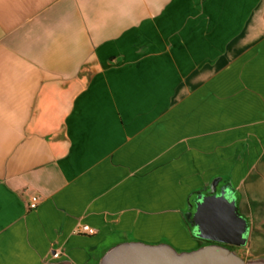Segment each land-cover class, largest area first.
Wrapping results in <instances>:
<instances>
[{
	"label": "crops",
	"instance_id": "1",
	"mask_svg": "<svg viewBox=\"0 0 264 264\" xmlns=\"http://www.w3.org/2000/svg\"><path fill=\"white\" fill-rule=\"evenodd\" d=\"M214 181L264 258V0H0V264L196 249Z\"/></svg>",
	"mask_w": 264,
	"mask_h": 264
},
{
	"label": "water",
	"instance_id": "2",
	"mask_svg": "<svg viewBox=\"0 0 264 264\" xmlns=\"http://www.w3.org/2000/svg\"><path fill=\"white\" fill-rule=\"evenodd\" d=\"M214 181L213 192L198 193L190 227L201 241L210 242L193 250H179L169 242L129 241L108 249L98 264H264V258H244L237 250L248 243L249 224L241 216L227 186ZM206 192V190H205Z\"/></svg>",
	"mask_w": 264,
	"mask_h": 264
},
{
	"label": "built area",
	"instance_id": "3",
	"mask_svg": "<svg viewBox=\"0 0 264 264\" xmlns=\"http://www.w3.org/2000/svg\"><path fill=\"white\" fill-rule=\"evenodd\" d=\"M40 203V198L38 196H31L30 198H28L27 200V206L28 209L30 210H34L38 207ZM82 232L87 234V235H94L95 234V230L87 225L82 227ZM58 255L55 254L54 257H57Z\"/></svg>",
	"mask_w": 264,
	"mask_h": 264
},
{
	"label": "flooded vegetation",
	"instance_id": "4",
	"mask_svg": "<svg viewBox=\"0 0 264 264\" xmlns=\"http://www.w3.org/2000/svg\"><path fill=\"white\" fill-rule=\"evenodd\" d=\"M219 187H217V189H218ZM213 190H214V188L212 187L209 191L210 192H213ZM196 197H193L190 201H189V206H193V204H194V202H195V199ZM208 243H210V242H207V241H201V245L200 246H202V245H205V244H208ZM225 247H226V249L227 250H237V249H239V248H234V247H232V246H229V245H225Z\"/></svg>",
	"mask_w": 264,
	"mask_h": 264
},
{
	"label": "trees",
	"instance_id": "5",
	"mask_svg": "<svg viewBox=\"0 0 264 264\" xmlns=\"http://www.w3.org/2000/svg\"><path fill=\"white\" fill-rule=\"evenodd\" d=\"M207 193H210V191H208ZM194 211V208L188 205V211L186 213V220L188 222V224L190 223L191 220V213ZM192 229V228H191Z\"/></svg>",
	"mask_w": 264,
	"mask_h": 264
},
{
	"label": "rangeland",
	"instance_id": "6",
	"mask_svg": "<svg viewBox=\"0 0 264 264\" xmlns=\"http://www.w3.org/2000/svg\"><path fill=\"white\" fill-rule=\"evenodd\" d=\"M237 251L241 256H245L244 258H247L249 256L248 252L246 251V249H244V247L237 249Z\"/></svg>",
	"mask_w": 264,
	"mask_h": 264
}]
</instances>
